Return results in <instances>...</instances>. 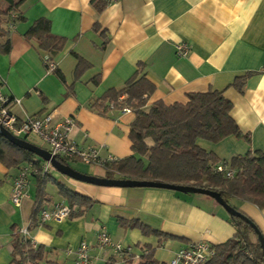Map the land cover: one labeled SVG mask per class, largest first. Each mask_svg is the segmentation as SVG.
Instances as JSON below:
<instances>
[{
  "label": "crops",
  "instance_id": "obj_1",
  "mask_svg": "<svg viewBox=\"0 0 264 264\" xmlns=\"http://www.w3.org/2000/svg\"><path fill=\"white\" fill-rule=\"evenodd\" d=\"M16 16L22 20L13 22ZM41 18L51 20L53 34L67 38L63 50L52 55L61 76L48 71L50 53L26 37ZM7 28L13 47L9 54L0 53L2 93L21 99L31 115L51 114L54 123L71 117L75 123L71 139L81 147L97 148L102 157L111 154L119 160L134 154L130 131L135 113L120 109L104 113L95 104L108 90L122 89L143 63L140 75L156 87L147 108L157 101L186 103L192 93L209 90L223 91L231 100V115L251 140L233 135L219 143L198 139L197 144L215 153L220 162L264 151V0H118L108 2L102 11L93 0H26L8 18ZM182 42L190 45L186 57L176 52ZM74 53L91 64L79 78ZM247 73L252 75L241 93L232 84ZM135 155L148 164L147 158ZM52 168L45 186L51 200L42 204L32 221L38 199L36 175L30 176L26 196L16 205L12 188L20 167L9 168L0 160V264H15L16 235L22 237L21 230L27 228L43 249L39 264H75L82 241L90 244L93 264H141L147 247L157 264H170L190 243L217 246L236 234L229 212L209 195L157 187L92 188ZM79 172L98 174L95 169ZM58 183L94 203L82 213L41 225L43 210H52L59 202L68 204ZM232 202L264 236V209L236 198ZM121 219L137 220L170 237L146 235L139 227L123 225ZM101 230L131 247V254L100 245Z\"/></svg>",
  "mask_w": 264,
  "mask_h": 264
},
{
  "label": "trees",
  "instance_id": "obj_2",
  "mask_svg": "<svg viewBox=\"0 0 264 264\" xmlns=\"http://www.w3.org/2000/svg\"><path fill=\"white\" fill-rule=\"evenodd\" d=\"M25 1L0 0V53L9 54L12 50L13 45L7 28L8 18L18 13ZM93 2L98 11H102L108 4L107 0ZM19 20L22 18L13 17V22ZM95 29L99 30L100 25L96 24ZM26 37L35 39L40 49L50 53L51 59L52 55L62 51L67 43V38L52 33V22L47 18L38 19ZM74 54L78 59L76 78H79L91 64L79 54ZM138 67L137 72L122 89L108 90L98 101L100 104H95L101 107L104 113L124 108H129L135 113L130 131L134 154L100 165L104 168L105 178L163 182L220 193L224 200L247 217V220L229 214L236 234L226 242L214 246L215 255L204 264H264V249L256 232V227L259 226L232 202L236 198L264 209V151L257 150L246 155L233 156L229 161H221L233 170V178L218 172L217 165L220 159L215 153L201 148L197 144L198 139L219 143L233 135L247 142L251 140L250 134H245L232 117L231 100L223 91L209 90L192 93L186 103L169 105L164 101H157L147 108L148 99L156 87L146 75H140L143 63H139ZM54 73L61 76L57 68ZM251 75L247 73L236 78L233 87L242 93ZM93 81L98 83L99 77H95ZM135 154L147 158L148 164ZM57 158L62 164L69 166L72 162H80L78 159L70 160L61 156ZM0 160L9 168H21L27 163H33L36 167L37 173L32 174L36 175L38 180V199L32 217V221H35L36 213L42 204L51 200L45 192L46 183L51 176L49 172L43 173L41 167L43 159L19 148L0 134ZM58 186L72 209L70 216L82 213L93 205L92 198L69 189L63 183H58ZM76 206L79 209L74 211ZM120 221L125 226L139 227L146 235L170 237L137 220ZM254 235L257 236V240H253ZM14 247L18 258L15 264H25L28 261L31 264H39L43 257L41 246L35 249L29 241L19 235H16ZM147 248L144 262L141 264H157L153 250Z\"/></svg>",
  "mask_w": 264,
  "mask_h": 264
},
{
  "label": "built area",
  "instance_id": "obj_3",
  "mask_svg": "<svg viewBox=\"0 0 264 264\" xmlns=\"http://www.w3.org/2000/svg\"><path fill=\"white\" fill-rule=\"evenodd\" d=\"M116 1L118 0H108L109 3ZM189 51L190 45L186 42L179 43L176 46L177 55L180 57H186ZM46 63L49 72L56 70V63L51 58H47ZM261 70L264 72V66ZM1 85L0 83V126H3L16 137L31 143H33L32 140L45 142L49 146L48 150L56 157L61 156L70 160L78 159L80 162L89 165H102L117 160L111 154L104 158L97 148H84L73 141L70 134L75 123L71 117H66L60 122L54 123L51 114L46 116L31 115L24 110L21 99L3 94ZM16 108L21 111V114L16 111ZM123 111L127 112L131 109L124 108ZM41 167L43 173H48L52 165L50 162L44 161L41 163ZM217 171L228 178L234 177L233 170L222 162L217 165ZM33 173H37L33 163H27L20 168L12 188V201L14 204L20 205L22 199L26 196L30 176ZM71 211L69 204L56 203L52 210L45 209L41 212L40 224L67 219L70 217ZM21 234L33 248H38V243L30 236L28 228L21 230ZM97 241L102 246L111 247L117 253L131 254V247H124L121 243L116 242L106 230H101L97 234ZM215 252L214 246L208 242L190 243L177 252L170 264H204L215 255ZM25 264H31V262L28 261ZM75 264H93L90 244L87 241L80 243Z\"/></svg>",
  "mask_w": 264,
  "mask_h": 264
},
{
  "label": "water",
  "instance_id": "obj_4",
  "mask_svg": "<svg viewBox=\"0 0 264 264\" xmlns=\"http://www.w3.org/2000/svg\"><path fill=\"white\" fill-rule=\"evenodd\" d=\"M0 134L7 138L10 142L17 145L19 148L30 151L36 154L38 157L43 159L44 161L50 162L51 165L58 170L59 172L68 175L76 180L92 183L100 186H116V187H157V188H166L176 191H181L184 193H200L209 195L217 202H219L230 215L239 216L247 220L241 212L236 210L233 206H231L220 193L216 191H211L202 188L189 187L184 185H175L168 184L163 182H155V181H146V180H132V179H108L102 177H96L93 175L85 174L75 170L73 167L69 165L62 164L59 159L53 155L48 149L38 146L34 143L28 142L26 140L20 139L5 129L3 126H0ZM256 232L258 234L259 239L261 240L263 249H264V237L259 228L256 227Z\"/></svg>",
  "mask_w": 264,
  "mask_h": 264
},
{
  "label": "rangeland",
  "instance_id": "obj_5",
  "mask_svg": "<svg viewBox=\"0 0 264 264\" xmlns=\"http://www.w3.org/2000/svg\"><path fill=\"white\" fill-rule=\"evenodd\" d=\"M32 142L33 143H35V144H37V145H39V146H42L43 148H46V149H48L49 148V146H48V144L47 143H45V142H42V141H35V140H32ZM71 165H72V167H74L76 170H83V171H88V170H90V169H95L96 170V172L98 173V174H96V175H93V176H96V177H102V178H104V173H105V171L102 169V168H100V167H97V166H95V165H88V164H85V163H83V162H81V163H79V164H75V163H71ZM53 167V166H52ZM52 169H55L54 167L52 168ZM102 171H104V173H102ZM98 175H102V176H98ZM84 184L86 185V186H90V187H101L100 185H96V184H92V183H86V182H84Z\"/></svg>",
  "mask_w": 264,
  "mask_h": 264
}]
</instances>
